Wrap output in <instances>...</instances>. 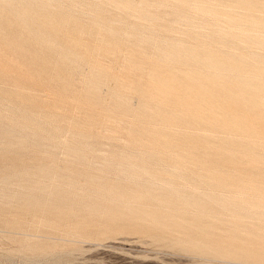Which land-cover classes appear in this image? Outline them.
<instances>
[{
	"label": "bare ground",
	"instance_id": "1",
	"mask_svg": "<svg viewBox=\"0 0 264 264\" xmlns=\"http://www.w3.org/2000/svg\"><path fill=\"white\" fill-rule=\"evenodd\" d=\"M72 1L0 0V155L5 156L9 145H12L9 132L13 126L32 129L28 121H39L30 113L40 106L41 95L55 86L60 76L59 66H65L66 77L71 78L75 71L88 65V72L82 76V86L78 91L79 99H90L94 104L118 113L121 116L120 122L128 127L127 132L122 130L124 137V133L131 136L129 140L125 138L118 142L116 134L122 133H116L114 128L115 136L112 134L106 138L110 143L106 139L104 141L110 144V148L100 156L112 169L121 168V174H137L134 180L142 186H156L157 194L145 190L136 195V198L144 196L149 201L156 200L170 208V216L161 215L162 218H158L155 224L164 231L175 227L183 236L179 240L184 245L201 251L250 256L254 261L264 263V101L258 99L260 94H264V16H256L252 12L257 8L264 10V0H239L247 10L246 18L248 15L253 18L251 22L245 21L244 17L232 16L229 12L224 13L218 4L216 7L208 3L178 1L173 4L176 15L169 17L168 24L183 22L192 10H196L202 14L211 13L218 28L214 29L212 35L195 34L194 39L198 42L189 43L187 47L182 46L184 39L180 38L183 35H178L180 38L176 39L166 37L168 39L163 43L156 42L162 48L161 55L156 59L147 40L125 37L117 29L103 23H92L88 30L106 45L92 51L90 59L78 52L76 46L81 45V42L74 29L76 22ZM226 1L218 0L221 4ZM159 2L141 0L137 11L144 12L151 7L163 5ZM130 8L131 4L127 3L123 9L118 10V14L127 16ZM156 17L161 19L166 15L158 14ZM196 25L194 20H187L184 26L195 31L198 28ZM138 27L136 25L135 29L139 30ZM87 28V25L81 26L82 30ZM239 36L244 37L246 43L241 50H237ZM212 43L222 50L221 55L211 54L209 48ZM103 47L104 54L111 59L107 65L99 62V51ZM152 64L153 70L148 72V66ZM163 64L164 67L161 66ZM199 65L202 69L196 70L195 67ZM225 78L229 79L227 86L222 83ZM104 85L108 86L107 96L103 95ZM135 97L140 98L137 108L133 106ZM166 107L176 108L175 117L180 118L181 122L208 125L213 129L233 131L239 135L249 132L254 138L244 146L238 142L234 145L235 150L225 149L224 141L217 145L204 139L202 145L205 151L201 157L195 158L191 148L199 143L196 138L170 135L164 132L166 129L154 126V118L150 119L151 115H155L163 124L168 123L162 110ZM252 110L258 117L256 122L248 117ZM87 119L92 123L99 122L104 131L114 127V118H104L96 111H89ZM62 124L57 120L51 122L55 131L50 133L49 140H61L60 134L64 130ZM69 129L68 133H77L81 137L83 146L95 151L101 147L105 138L102 131H82L76 123L69 126ZM37 133L35 131L34 135L37 136ZM181 137L189 143L190 152L178 149L183 140ZM136 144L142 147L137 149ZM34 145H39L37 138L34 139ZM152 145L158 146L159 151H152ZM81 159H84L83 154ZM186 160L198 162V172H190L185 168L183 162ZM242 160L249 162L251 169H241L239 163ZM125 162L131 171L122 169ZM225 167L233 168L236 174L231 173L222 178ZM146 175L152 179L147 180ZM90 178L95 179L94 176ZM7 179V175H1L0 184ZM203 180L210 184L211 190H215L212 203L208 205L209 213L216 206L222 209L219 215H212L220 219L224 226H229L223 229L225 236L222 231L199 225L197 217L190 222L185 217L174 222L176 214L173 206L181 205L187 212L192 209L197 213L206 210L207 207L200 204L198 198L201 194L198 191L201 189L199 183ZM82 194L88 196L84 192ZM120 195L121 202L124 200L123 192ZM158 196L160 199H157ZM108 199L111 201L117 197ZM226 214L235 221H223L230 218ZM157 216L155 210L143 212L139 218L156 220ZM245 217L251 219L246 224ZM234 226H244L245 236L234 234ZM255 234L258 235L257 239ZM157 236L161 237L162 234L158 233Z\"/></svg>",
	"mask_w": 264,
	"mask_h": 264
},
{
	"label": "rangeland",
	"instance_id": "2",
	"mask_svg": "<svg viewBox=\"0 0 264 264\" xmlns=\"http://www.w3.org/2000/svg\"><path fill=\"white\" fill-rule=\"evenodd\" d=\"M106 1H72L76 22L74 29L81 42V45L76 46V49L88 56L89 59L92 51L106 45L105 42L97 39L96 35L92 36L88 30L92 23L107 24L117 29L123 36H129L133 40H147L155 59L161 55L162 51L156 42L163 43L168 39L166 37L180 38L178 35H183L184 37L180 38L184 39L182 46L187 47L190 46L189 43L196 44L198 42L197 39H194L195 34L212 35L214 29L218 28L211 13L202 14L196 10H192L183 22L168 24L169 17L176 15L173 11V4L178 1L208 3L216 7L218 4V7L220 6V9L226 14L229 12L228 14L232 16L244 17L245 21L250 22L253 19L249 15L246 18L247 10L239 0L237 2L227 0L223 4L218 0H156L163 5L151 7L144 12L137 11L141 0H110V3H106ZM127 3L131 4V8L128 10L129 14L127 16L119 15L118 10L123 9ZM252 12L256 16H264V10L261 8L254 9ZM0 14H2L1 5ZM158 14L166 15V17L161 20L156 17ZM187 20H194L198 28L195 31L186 28L184 25ZM82 25H87L88 28L82 30ZM136 25L139 26V30L135 29ZM224 26L225 24H223ZM243 38L242 36L237 37L239 43L237 50H241L242 46L246 45ZM212 45L209 48L211 54L221 55L222 50L213 43ZM100 51L99 62L104 65L109 64L111 59L104 54V47ZM122 59L121 55L120 61ZM152 66L153 64L148 66V72L153 70ZM195 69H202V67L199 65ZM58 71L62 78L58 76L55 86L41 95L40 106L30 113L33 118L39 120V123L29 120L32 129L13 126L9 132L12 137V145H9V151L5 156L0 155V177L3 174L8 176L7 181L0 184V264H261L250 256H236L211 250L201 251L184 245L179 240L183 236L175 227L172 226L171 229L164 231L155 224L158 218H162L161 215L170 216V208L156 200L149 201L144 196L136 198V195H140V192L145 190L157 194L156 186L147 185V188L142 186L134 180L135 177H138L137 174L127 176L124 173L121 174V168L120 170L112 169L110 164L100 156V154L107 153L110 148V144L104 141L108 136L114 135V128L116 133L120 132L123 135L125 130V132L128 131V127L124 126L125 123L120 122L121 116L113 110L96 105L90 99H79L78 91L82 86V78L88 72V65L75 71L71 78L66 77L67 68L65 66L60 65ZM228 81L229 79L225 78L222 83L227 86ZM102 88L103 95L107 96L108 86L104 85ZM263 95V93L260 94L258 99L264 101ZM107 102L111 104L109 98H107ZM133 104L137 108L140 98L135 97ZM231 107L234 109L233 103ZM175 109L171 107L162 109L168 118L166 124H163L155 115V117L151 115L150 119L154 118L152 122L154 120L161 122L153 123L158 128L166 129L164 132H168L170 135L196 138L199 143L195 148H191L192 156L195 158L201 157L200 155L205 151V147L202 145L204 139H209L212 144L217 145L224 141L225 149L235 150L236 146L234 145L238 142L244 146L254 138L251 137L253 134L250 135L249 132V134L244 132L239 135L233 131L213 129L208 125L181 122L180 118L175 117L177 114ZM89 111H96L104 118H114L115 122L112 123L114 127L111 126L113 129L108 131L107 128L104 131L105 129L99 122H89L87 119ZM249 115L250 120L256 122L258 118H256V112L252 110ZM56 120L63 123L64 130L60 134L61 140L51 141L48 137L55 131L51 122ZM75 123L77 128L82 131L90 129L102 131L105 138L97 151L83 146L81 137L77 133H68L69 126H73ZM35 131L38 132L37 136L34 135ZM124 134L126 137L123 135V138L120 134H118L119 136L116 134L118 142L125 138L129 140V137L131 139L128 133ZM35 138L39 145H34ZM181 138L183 139V137ZM108 140L106 139L110 143ZM226 144L230 146L227 148ZM141 147V144H136L137 149ZM150 148L156 152L160 149L153 145ZM178 149L190 152V145L183 139L180 141ZM82 154L84 159H81ZM255 158L258 159L259 156H255ZM183 163V166L190 172H198L200 169L198 162L186 160ZM124 164L122 169L131 171L130 166L126 162ZM147 164L145 163V165ZM239 165L240 168L242 167L241 169H251L248 166L249 162L246 163L242 160ZM234 171L233 168L225 167L221 176L224 178L225 175L236 174ZM223 173L225 174L223 175ZM90 176H94L95 179H91ZM146 179L151 180L152 177L146 175ZM209 186L210 184L206 180L199 183L201 189L198 191L201 194L198 195V198L200 204L207 207L206 210L201 213H197L193 209L187 212L181 205L173 206L172 209L176 214L174 222L180 221L182 217L187 218L190 222L192 218L197 217L199 225L222 231V235L225 236L226 233L223 229H227L229 226H224L221 220L214 216L219 215L222 209L216 206L211 209L214 215L209 213L208 205L212 203V196L215 192ZM109 191L113 193L110 194ZM82 192L88 196L85 197ZM120 192L124 194V200L121 202L119 200ZM112 197H117V199H113L111 202L108 198ZM157 199L160 197L158 196ZM155 210L158 214L156 220L139 218L141 213ZM225 213L228 212L225 211ZM244 219V224L251 220L249 217ZM222 220L227 223L235 221L232 217ZM234 229V234L245 236L244 226H234ZM158 233L162 236H157ZM257 236L254 235L255 239ZM242 248L244 247L242 246Z\"/></svg>",
	"mask_w": 264,
	"mask_h": 264
}]
</instances>
